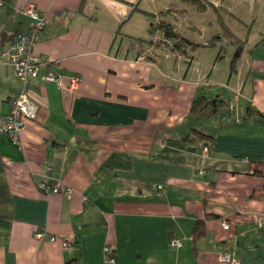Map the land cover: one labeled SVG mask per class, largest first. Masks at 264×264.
<instances>
[{
	"label": "crops",
	"instance_id": "1",
	"mask_svg": "<svg viewBox=\"0 0 264 264\" xmlns=\"http://www.w3.org/2000/svg\"><path fill=\"white\" fill-rule=\"evenodd\" d=\"M144 1L0 0V52L28 31L22 9L33 4L47 20L33 54L49 61L25 90L37 115L19 145L0 133V264H230L224 252L264 264V0H175L200 15L193 41L216 38L195 50L209 53L202 66L193 56L178 75L164 72L171 53L152 63L127 31L152 20ZM47 70L60 87L40 79ZM198 87L232 111L212 122L208 148L180 141ZM21 90L4 58L0 120Z\"/></svg>",
	"mask_w": 264,
	"mask_h": 264
},
{
	"label": "built area",
	"instance_id": "2",
	"mask_svg": "<svg viewBox=\"0 0 264 264\" xmlns=\"http://www.w3.org/2000/svg\"><path fill=\"white\" fill-rule=\"evenodd\" d=\"M23 14L29 20L28 31L24 34H20L8 45L5 51L0 52V62L3 59H7L10 65L13 67V71L19 79L22 90L11 102V109L9 114L2 120H0V133H6L15 145H19V132L24 128L25 124L29 120H34L37 115V108L35 104L26 97L25 90L30 80L37 79L39 77V70L48 68L49 61L45 58L36 56L33 54V47L40 37L42 30L47 25V20L43 14L36 10L33 4H28L22 9ZM40 79L42 81L54 82L57 87H60L59 77L52 71L47 70ZM78 84V77L73 76L70 78V88L75 89ZM8 163V161H7ZM38 188L46 193H69L68 188H61L60 186L51 187L47 183H38ZM224 230L229 228L226 222L221 224ZM45 233L40 230L35 233V238L41 240ZM55 237H49V241H54ZM64 247H68L66 243ZM171 248H177L180 246L178 240H171L169 242ZM106 255H111L109 247L104 248ZM219 261L223 263L237 264L229 252L221 253ZM109 263H113L112 258L108 259Z\"/></svg>",
	"mask_w": 264,
	"mask_h": 264
},
{
	"label": "trees",
	"instance_id": "3",
	"mask_svg": "<svg viewBox=\"0 0 264 264\" xmlns=\"http://www.w3.org/2000/svg\"><path fill=\"white\" fill-rule=\"evenodd\" d=\"M162 14L166 15L164 12L151 15L155 24H150L148 29V33L151 35L150 41L147 42L148 49L144 50L141 48L139 51L143 58L150 60L152 63H157L160 57L154 53V51L162 48L165 49L166 53L187 57L186 59L190 62L195 50L200 47L209 48L216 46L215 37L202 43L189 40L179 29H177L172 21L166 19L165 16L162 17ZM14 39L15 38H13V40ZM136 42L137 45L140 46L139 43L144 42V40L136 38ZM235 43L238 44L237 42ZM240 52L241 47L238 46L230 62L231 71H234V63L239 57ZM231 113L232 111L229 104L220 103L217 100L216 95L213 92L208 91L206 87H198L195 97L190 104L189 111L183 120L187 133L180 139V141L191 144L194 147L198 145V147L200 146L199 148H208L210 141L213 138V134L211 133V131L214 130L212 122L219 121L222 118L229 116ZM252 115H254L255 119L260 118L258 112L247 107L243 116L251 118ZM203 231L204 221L199 220L192 231L193 240L195 241L200 238L203 235Z\"/></svg>",
	"mask_w": 264,
	"mask_h": 264
},
{
	"label": "rangeland",
	"instance_id": "4",
	"mask_svg": "<svg viewBox=\"0 0 264 264\" xmlns=\"http://www.w3.org/2000/svg\"><path fill=\"white\" fill-rule=\"evenodd\" d=\"M148 6L150 11H148L150 14H153L154 12L156 14L159 13V11L164 12L165 14H168L167 10H172L175 12V15L177 16L174 20V24L176 25L177 29H179L183 35L185 37H187L189 40L193 41L195 39H198L199 37H196V30L193 28V26L195 27H199V19H200V15L198 16L195 11L193 9H191L189 7V5H187L186 2L182 1V5L177 6V3L175 0H145L144 1ZM180 7V8H178ZM167 12V13H166ZM138 18H142V22H135V23H129L128 29L127 31H131L132 33H134L133 35H135V37L140 38L142 40H144V42L139 43L140 46L146 50L148 49V43L151 39V35H149L148 33V29L150 27V24L154 25V19H146V17H137ZM146 19V20H145ZM135 20V18H134ZM200 28H206L205 27V23L202 27ZM199 29V28H198ZM195 33V34H194ZM132 35V34H129ZM224 47H226L225 43H224ZM196 52V51H195ZM154 53H156L160 58H162L166 51L165 49H156L154 51ZM206 53V54H205ZM204 51H198L195 54L193 53L192 56H194L195 58V62L197 65H199L201 63L200 66H202V63L204 62V60H207V57L209 58V53ZM224 51L222 52L223 55ZM168 54V53H167ZM171 59H163L164 63L167 64V69L164 68V72H168L172 75H178L180 74V72H184V70L187 68V59L184 57H180V59H176L173 55L170 54ZM162 63V67L164 66ZM176 64L175 65V70L172 69V64ZM194 64V63H193ZM183 66V67H182ZM195 64L192 66L194 67ZM181 72V73H182ZM211 124V123H210ZM211 127V125H210ZM134 167V166H133Z\"/></svg>",
	"mask_w": 264,
	"mask_h": 264
}]
</instances>
